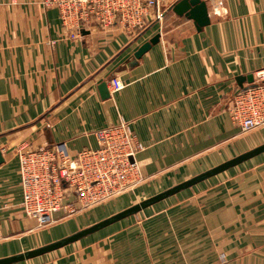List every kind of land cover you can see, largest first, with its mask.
Masks as SVG:
<instances>
[{
	"label": "crops",
	"instance_id": "0c3cea01",
	"mask_svg": "<svg viewBox=\"0 0 264 264\" xmlns=\"http://www.w3.org/2000/svg\"><path fill=\"white\" fill-rule=\"evenodd\" d=\"M146 1V0H143ZM156 0L141 21L76 34L42 0H0V258L85 228L264 143L230 114L235 78L264 68V0H222L197 30ZM158 42L131 65L154 34ZM108 97L101 98L99 84ZM121 120L143 148L134 190L39 227L20 206L16 150L96 148ZM11 264H264V152L73 243Z\"/></svg>",
	"mask_w": 264,
	"mask_h": 264
},
{
	"label": "built area",
	"instance_id": "2783aa9c",
	"mask_svg": "<svg viewBox=\"0 0 264 264\" xmlns=\"http://www.w3.org/2000/svg\"><path fill=\"white\" fill-rule=\"evenodd\" d=\"M213 13L222 16V0H209ZM58 10L64 27L79 35L82 28H106L115 18L143 26V15L156 0H42ZM254 85L238 90L230 114L241 132L264 125V68L253 73ZM121 120L95 132L98 146L71 155L64 143L16 150L21 209L37 220L39 227L53 222L52 214L63 216L99 206L134 190L142 183L136 153L143 148L132 129Z\"/></svg>",
	"mask_w": 264,
	"mask_h": 264
},
{
	"label": "water",
	"instance_id": "95a60500",
	"mask_svg": "<svg viewBox=\"0 0 264 264\" xmlns=\"http://www.w3.org/2000/svg\"><path fill=\"white\" fill-rule=\"evenodd\" d=\"M170 9L180 16H185L188 19L192 20L195 24V27L197 30H200L205 25L209 24V16H208V6L207 2L205 0H177L174 2ZM82 34L87 33L85 30L81 31ZM159 40V34H154L149 40L145 41L143 44H141L137 50L133 53V61L131 62V65H134L137 63V60L145 53L147 52L153 45H155ZM237 84L241 89H245L248 86L254 85V78L253 74H245V75H239L235 78ZM99 94L101 98H107L108 97V91L107 86L105 82H102L98 86ZM264 152V143L259 144L249 150H246L232 158H229L207 170H204L186 180H183L167 189H164L148 198H145L139 202H136L123 210H120L104 219H101L85 228H82L80 230H77L76 232L65 236L63 238H60L56 241L25 250L23 252L13 254L10 256L2 257L0 258V264H11L15 262H19L22 260L34 258L40 255H43L45 253H48L50 251L56 250L58 248H61L67 244L73 243L89 234H92L112 223L118 222L122 220L123 218H126L130 215H134L141 210L161 201L164 200L176 193H178L181 190H184L186 188L192 187L193 185H196L212 176H215L231 167L237 166L261 153ZM3 162V158L0 153V163Z\"/></svg>",
	"mask_w": 264,
	"mask_h": 264
},
{
	"label": "rangeland",
	"instance_id": "374dc122",
	"mask_svg": "<svg viewBox=\"0 0 264 264\" xmlns=\"http://www.w3.org/2000/svg\"><path fill=\"white\" fill-rule=\"evenodd\" d=\"M137 199H138L139 201H141V200H142V198H141V197H138ZM134 203H135V202H134Z\"/></svg>",
	"mask_w": 264,
	"mask_h": 264
}]
</instances>
